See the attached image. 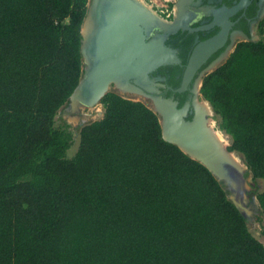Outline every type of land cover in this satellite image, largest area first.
I'll list each match as a JSON object with an SVG mask.
<instances>
[{
	"label": "trees",
	"instance_id": "1",
	"mask_svg": "<svg viewBox=\"0 0 264 264\" xmlns=\"http://www.w3.org/2000/svg\"><path fill=\"white\" fill-rule=\"evenodd\" d=\"M90 0H0V264H264L216 174L159 114L110 90L73 135L60 112L86 63ZM200 88L264 215V17ZM264 233V227H263Z\"/></svg>",
	"mask_w": 264,
	"mask_h": 264
},
{
	"label": "water",
	"instance_id": "2",
	"mask_svg": "<svg viewBox=\"0 0 264 264\" xmlns=\"http://www.w3.org/2000/svg\"><path fill=\"white\" fill-rule=\"evenodd\" d=\"M90 13L95 20L92 34L86 37L83 33L87 18L82 28V54L86 67L70 98L71 105H95L109 92L113 82H119L127 91L149 94L154 99L155 111L162 117L164 138L200 160L216 175L227 173V166L232 163L210 136L205 114L199 113L194 120H185L184 111L178 108L173 99L155 95L158 89L150 76L163 65L180 62L178 49L167 44L170 35L182 27L194 29L178 24L177 19L175 25L165 26L136 0H92L88 15ZM233 23L213 22L214 25H222V30L196 44L186 66L183 87L225 44ZM202 82L203 77L200 78V86Z\"/></svg>",
	"mask_w": 264,
	"mask_h": 264
},
{
	"label": "flooded vegetation",
	"instance_id": "3",
	"mask_svg": "<svg viewBox=\"0 0 264 264\" xmlns=\"http://www.w3.org/2000/svg\"><path fill=\"white\" fill-rule=\"evenodd\" d=\"M263 17L264 0H182L181 3L178 1V5L174 8V19L170 21L163 19V21L170 23L177 20L182 21V25H188L194 30L182 27L168 38L167 44L178 49L180 62L163 65L150 74L158 89V93L155 95L173 99L178 108L184 111L183 117L187 121L194 120L199 113L203 114L199 104L207 101L200 100L202 72L213 67L214 62L227 53L231 44L239 37H245L246 39L243 40H248L259 35L257 25ZM214 21L234 22L230 28L228 39L198 69L187 86L183 87L186 66L196 44L222 30V25H214ZM182 87L183 89L179 90ZM144 96L153 105L155 104L151 95Z\"/></svg>",
	"mask_w": 264,
	"mask_h": 264
},
{
	"label": "rangeland",
	"instance_id": "4",
	"mask_svg": "<svg viewBox=\"0 0 264 264\" xmlns=\"http://www.w3.org/2000/svg\"><path fill=\"white\" fill-rule=\"evenodd\" d=\"M139 3L143 4L149 12L153 14L154 17L159 20H173L174 19V8L178 5L179 0H136ZM92 0L89 3V9L91 6ZM160 20V21H161ZM259 35H256L254 39H258ZM246 39L245 37H239L236 41H234L231 46L228 48V52L225 53L220 59L214 62L213 67L207 68V70L202 72L200 77H204L207 73L211 72L217 66H219L222 62L226 60L228 55L233 51L234 46L237 41ZM216 63V64H215ZM201 87V86H200ZM116 91L121 95L126 97H130L136 100H142L146 104H148L151 108L156 110L155 106L151 103V101L142 94L133 92V91H125L120 87H117L115 84H111L109 91ZM200 100L204 99L201 97ZM206 101V100H205ZM67 108L66 112H60L57 116V122L61 123L62 121H66L68 125L69 131L73 135V148L70 150V154L74 153L77 149L79 142V128L82 124L91 122L96 119H100L104 114L103 104L98 101L92 107L87 108H79L73 107L71 102L65 107ZM212 109V108H211ZM213 111V110H212ZM157 112V111H156ZM158 113V112H157ZM159 114V113H158ZM160 120H162L161 115ZM206 117V125L207 127L213 126L217 131L220 132L221 136L226 143V147L230 144V139L228 135H226L223 131L218 128L217 122L214 119V112L205 114ZM210 120V121H209ZM236 157L238 158V164H229V170L227 173L217 174L216 176L220 179L225 189L228 191L230 198L240 207L242 212L247 218V222L250 230L264 242V215L262 212V208L260 206L259 200L257 198V193L262 190L263 182L254 180L252 175L248 172V167L244 163L242 157L234 152Z\"/></svg>",
	"mask_w": 264,
	"mask_h": 264
},
{
	"label": "bare ground",
	"instance_id": "5",
	"mask_svg": "<svg viewBox=\"0 0 264 264\" xmlns=\"http://www.w3.org/2000/svg\"><path fill=\"white\" fill-rule=\"evenodd\" d=\"M146 10H147V8L143 5V4H141ZM156 18V17H155ZM157 19V18H156ZM178 19V18H177ZM157 20H159V19H157ZM161 20V19H160ZM159 20V21H160ZM94 18H93V15H92V13H90V15H88V17H87V22H86V24H85V26H84V29H83V33H84V35L86 36V37H89L91 34H92V32H93V27H94ZM160 22H162L163 23V25H165V26H172L174 23H175V21L172 23H170V22H167V21H160ZM177 23L178 24H180L181 23V25H182V21H177ZM175 25V24H174ZM112 84H115V85H117V87H120V88H122L123 90H125L126 91V89H124L123 87H122V85L119 83V82H113ZM93 105H88V104H85V103H81L80 105H78V107H81V108H87V107H92ZM156 107V106H155ZM199 107H200V109H201V111L203 112V114H207V113H211L212 112V109H211V107H210V105H209V103L208 102H203V103H200L199 104ZM210 121V120H209ZM209 133H210V136L214 139V141L218 144V146H219V148H220V150H221V152L223 153V155L226 157V159L230 162V163H235V164H238L239 163V161H238V158L236 157V154L234 153V152H231V151H228L227 149H226V143L224 142V139H223V137L221 136V134H220V132L219 131H217L213 126H210L209 127Z\"/></svg>",
	"mask_w": 264,
	"mask_h": 264
}]
</instances>
